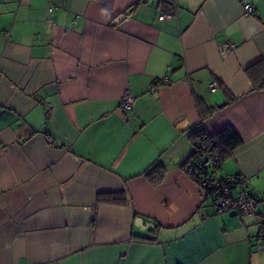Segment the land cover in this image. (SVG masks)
Wrapping results in <instances>:
<instances>
[{
	"label": "crops",
	"instance_id": "1",
	"mask_svg": "<svg viewBox=\"0 0 264 264\" xmlns=\"http://www.w3.org/2000/svg\"><path fill=\"white\" fill-rule=\"evenodd\" d=\"M261 66L264 0H0V264H264V218L185 169L198 123L231 127L212 174L264 192Z\"/></svg>",
	"mask_w": 264,
	"mask_h": 264
},
{
	"label": "built area",
	"instance_id": "2",
	"mask_svg": "<svg viewBox=\"0 0 264 264\" xmlns=\"http://www.w3.org/2000/svg\"><path fill=\"white\" fill-rule=\"evenodd\" d=\"M244 12L251 13L253 6L249 3L244 4ZM50 12L53 11V7H49ZM168 16V15H164ZM233 47V43L226 41L224 43V50L230 51ZM152 86L150 89H154ZM216 82L210 83V89L215 90ZM134 104V97L125 90L119 100V107L122 110H127ZM217 162V156L212 153H208L197 160L189 162L185 169L188 174L197 180L199 187L211 192V208L215 213L231 212L239 220H242L245 216H260L264 218V209L258 211L256 203L260 202L264 204V192L259 194L257 198H252L244 189V178L240 175L225 176L223 178L215 177L210 170L204 171L206 167H210ZM264 240V232L260 233V241Z\"/></svg>",
	"mask_w": 264,
	"mask_h": 264
},
{
	"label": "trees",
	"instance_id": "3",
	"mask_svg": "<svg viewBox=\"0 0 264 264\" xmlns=\"http://www.w3.org/2000/svg\"><path fill=\"white\" fill-rule=\"evenodd\" d=\"M246 71L254 88L264 89V66H261L259 69L248 68ZM200 119H203V115ZM189 139L192 146L189 154V162L197 160L208 153L217 156V162L204 169L205 172L210 170L211 173L213 172L212 170L215 169L221 161L228 157L232 150L241 142L240 137L231 127H224L213 132H208L202 127L201 122L197 124L195 130L189 133ZM206 191L209 195L211 194L209 190ZM117 198L123 199V197Z\"/></svg>",
	"mask_w": 264,
	"mask_h": 264
},
{
	"label": "water",
	"instance_id": "4",
	"mask_svg": "<svg viewBox=\"0 0 264 264\" xmlns=\"http://www.w3.org/2000/svg\"><path fill=\"white\" fill-rule=\"evenodd\" d=\"M129 13H130V10H127L123 14L119 15L116 18L115 22H118L119 20L124 19ZM135 225H137V226H139L141 228H146V227H152L153 226V224H149L148 222H146L145 219H143L141 217L135 218Z\"/></svg>",
	"mask_w": 264,
	"mask_h": 264
}]
</instances>
